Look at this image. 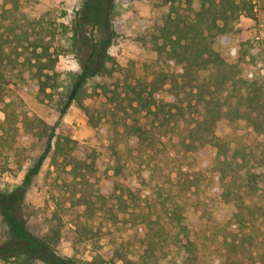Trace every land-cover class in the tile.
I'll use <instances>...</instances> for the list:
<instances>
[{"label": "trees", "instance_id": "16d2710c", "mask_svg": "<svg viewBox=\"0 0 264 264\" xmlns=\"http://www.w3.org/2000/svg\"><path fill=\"white\" fill-rule=\"evenodd\" d=\"M116 1H89L91 16L83 19V24L74 23L73 42L81 69L67 77V85L60 95L59 121L53 127L38 121L31 123L36 132L27 129H32V134L29 133L33 137L45 140L44 150L27 169L17 188L9 193L0 191V222L11 236L0 245V264H98L97 260L82 263L62 257L57 251L60 243L57 231L37 237L26 226L22 206L28 189L52 153L56 156L53 165L59 164L57 158L63 159L72 168L73 179L86 183L90 176L100 173L99 167L106 157L114 159L113 176L107 171L102 173L114 186L110 197L114 204L109 217L114 227L125 224L127 232L133 234L110 238L109 264H200L206 258L210 264H247L241 256L250 252L247 246L252 247L255 239V235L247 231L254 232L255 224L264 220V206H250L245 200V192L254 196L260 191L259 170L264 168V74L251 71L246 57L235 55L237 34L232 24L241 16L255 19L253 1L164 0L169 13L153 36V44L155 52L164 58L171 71L146 65L143 75L126 86L124 100L116 90L102 85L95 87V91L102 88L105 97L112 94L109 100L127 114L122 121L124 136L139 152L149 146L153 138L149 127L141 123V114L152 123L159 122L161 127L172 122L187 123L182 145L197 161L208 165L212 181L210 196L217 206L231 211L226 224L218 222L207 210L186 204L185 182H179L178 178L179 184L170 192L171 204L145 196L137 182L125 176L122 167L123 157L132 156V149L121 153L113 145L110 155L80 149L82 158L79 159L55 141L56 128L70 107L90 96L89 82L112 77L117 72L108 53L117 36L110 25ZM6 13L11 16L3 22L0 20V27L12 31L18 45L13 58L6 52L10 39L0 36L1 102H5L3 93L14 77L21 76L24 66L36 69L37 98L41 102L52 101L58 89L63 88L59 83L61 76L55 70L58 56L50 51V45L22 38L23 42H30L32 54L20 63L25 47L13 28L17 24L14 15L17 7ZM7 21L8 25L4 23ZM86 26L92 28L90 39L82 38ZM95 31L98 37L94 36ZM83 44L85 54L79 53L85 50ZM202 71L209 72L206 79L201 78ZM124 101L128 102L133 115L127 113ZM200 113L202 117L197 119L195 116ZM89 120L93 126L98 125L92 118ZM237 121L246 122L252 129L255 135L252 142L235 143L230 139L226 129ZM23 144L19 119L14 111L5 110V119L0 120V156L18 150ZM70 150L73 153L76 149L73 146ZM90 204L84 196L74 203L82 214H93ZM83 206H87L86 211H82ZM170 252H175L172 259ZM247 258L251 264H264V252L255 259Z\"/></svg>", "mask_w": 264, "mask_h": 264}, {"label": "rangeland", "instance_id": "374dc122", "mask_svg": "<svg viewBox=\"0 0 264 264\" xmlns=\"http://www.w3.org/2000/svg\"><path fill=\"white\" fill-rule=\"evenodd\" d=\"M89 1L0 0L1 22L11 16L6 11H13L17 7V13L14 14L17 24L13 28L21 38L20 44L23 43L25 47L23 56L19 59L20 63L26 57H31L30 42L50 45V51L58 56L55 70L61 76L60 85H63L52 101L41 102L37 98L39 85L36 69L24 66L21 67V76L14 77L12 84L3 93L2 99L5 102L0 99V120L5 119V110L14 111L24 135V144L16 151L0 156L2 192L9 193L17 188L22 183L27 169L37 161L44 150L45 140L40 141L31 135L32 129L37 131L32 128L34 125L31 123L43 121L53 127L59 121L60 95L67 85V77L79 73L81 69L73 42L74 23L83 24V19L91 16ZM252 1L255 19L241 16L232 24L237 34L234 38V53L236 56L246 57L251 71L264 74V0ZM116 3L117 8L111 17L110 25L117 36L108 53L117 66V72L112 77L97 78L89 82L90 96L70 107L56 128L55 141L58 140L65 151H70L72 156L79 159L82 158L80 149H94L107 155H110L113 145L121 153L132 149V156L123 157L122 167L125 169V176L137 182L145 196L150 195L153 200L171 204L170 192L175 191L179 184L176 181L178 178L179 182H185L186 204L194 209L207 210L220 223H228L231 211L217 206L210 196L209 186L212 181L208 165L197 161L182 145L188 129L186 122H172L167 127H161L159 122L152 123L145 114H141L140 121L149 127L153 138L152 143L139 152L124 136L122 121L127 114L109 100L112 94L108 93L105 97L102 88L95 91L96 85H102L111 91H118L124 100L126 86L143 75L146 65L166 72L171 71L164 58L155 52L153 44V36L165 23L169 13L164 0H117ZM4 23L8 25L9 21ZM82 31L83 39L93 37L91 27L86 26ZM11 32L5 27H0V36L10 39L6 52L14 58L18 44ZM94 36L98 37L99 33L95 31ZM22 38H29L30 42H23ZM85 47L83 44L85 50L82 49L79 53L85 54ZM200 75L202 79H206L209 72L202 71ZM7 104L10 105L9 108L6 107ZM127 105L128 102L124 101L127 113L133 115ZM195 117L201 119L202 114ZM90 118L98 124L96 127L90 123ZM30 128L32 129L28 131ZM226 131L235 143H250L255 138L252 129L244 121L233 123ZM73 146L76 150L72 153L70 149ZM55 157L54 153L50 155L28 189L22 206L27 228L37 237L57 231L60 235L57 251L62 257L74 258L82 263L97 260L98 264H109V255L112 252L110 238H126L133 234L132 231L127 232L125 224L114 227L109 217L114 204V200L110 198L114 186L102 173L107 171L109 176H113L114 159L106 157L99 167L100 173L90 176L86 183L80 182L81 179H73L72 168L63 159L57 158L59 164L53 165ZM259 173L260 191L254 196L245 192L246 203L250 206H264V168L260 169ZM83 196L92 204L90 207L93 214H82L79 212V206L74 205ZM81 209L86 211L87 206ZM254 230L247 231L248 234L255 235L253 246L248 245L250 252L241 256L247 264H251L247 257L255 259L258 254L264 252V220H259ZM10 237L8 228L0 222V245L8 242ZM174 253L170 252L171 259L175 256ZM200 264H210L209 259H204Z\"/></svg>", "mask_w": 264, "mask_h": 264}]
</instances>
